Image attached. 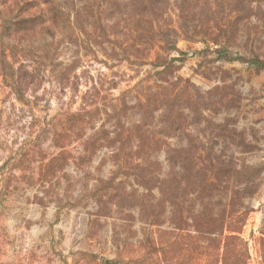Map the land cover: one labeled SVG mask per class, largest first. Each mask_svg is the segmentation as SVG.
<instances>
[{
	"label": "rangeland",
	"instance_id": "obj_1",
	"mask_svg": "<svg viewBox=\"0 0 264 264\" xmlns=\"http://www.w3.org/2000/svg\"><path fill=\"white\" fill-rule=\"evenodd\" d=\"M0 264H264V0H0Z\"/></svg>",
	"mask_w": 264,
	"mask_h": 264
}]
</instances>
